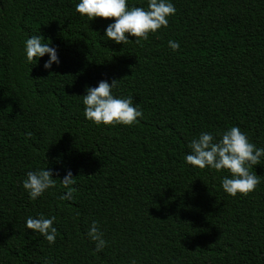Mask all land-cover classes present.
I'll list each match as a JSON object with an SVG mask.
<instances>
[{"label":"trees","instance_id":"trees-1","mask_svg":"<svg viewBox=\"0 0 264 264\" xmlns=\"http://www.w3.org/2000/svg\"><path fill=\"white\" fill-rule=\"evenodd\" d=\"M78 2L0 0V264H264V158L250 169L260 183L236 196L221 187L226 169L184 160L192 138L230 126L264 148V0H172L167 27L125 44ZM38 34L58 66L26 61ZM113 79L143 113L131 126L84 117L85 86ZM38 168L56 183L31 200L22 181ZM66 169L70 201L59 198ZM37 214L56 218L51 245L25 226Z\"/></svg>","mask_w":264,"mask_h":264},{"label":"clouds","instance_id":"clouds-1","mask_svg":"<svg viewBox=\"0 0 264 264\" xmlns=\"http://www.w3.org/2000/svg\"><path fill=\"white\" fill-rule=\"evenodd\" d=\"M75 10L81 16L86 15L89 21L97 17L111 18V22L103 29V37L117 44L127 43L129 36H134L136 43L146 40L149 33L167 27L168 18L176 12L172 0H147L146 7L130 5L128 0H79L75 4ZM168 46L172 51L180 48L179 42L174 40H169ZM24 53L29 63L47 54L48 59L43 64L45 70L51 69L53 64H60L57 49L50 46V43L42 42L39 34L31 35L24 41ZM117 81L113 79L109 83L107 80H100L95 87L85 86V94L80 96L85 119L96 124L131 126L138 122L137 118H142L139 104L133 102L132 96L114 94ZM27 135L30 136L31 133ZM188 149L184 156L187 164L200 169L207 167L216 171L226 169L229 172L230 175L221 178V187L231 196H236L237 193L246 195L260 183L259 176L250 169L264 158V148L256 147L238 126H230L219 134L202 131L189 141ZM55 183L51 169L38 168L26 172L22 187L29 199L36 200L47 190L54 188ZM60 183L67 189L59 197L60 200H72L75 179L70 169H66ZM55 219L54 216L45 217L43 214L28 216L25 226L43 236L51 245L57 236ZM87 236L94 242L96 251H101L107 245L95 220L88 227ZM131 264H136V261L133 259Z\"/></svg>","mask_w":264,"mask_h":264}]
</instances>
